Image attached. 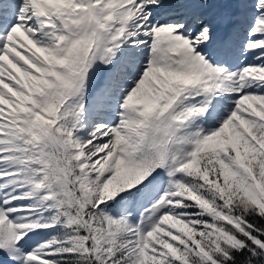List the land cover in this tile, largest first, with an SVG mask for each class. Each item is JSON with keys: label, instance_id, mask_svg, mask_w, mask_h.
<instances>
[{"label": "snow or ice", "instance_id": "6c2138e0", "mask_svg": "<svg viewBox=\"0 0 264 264\" xmlns=\"http://www.w3.org/2000/svg\"><path fill=\"white\" fill-rule=\"evenodd\" d=\"M0 264H264V0H0Z\"/></svg>", "mask_w": 264, "mask_h": 264}]
</instances>
